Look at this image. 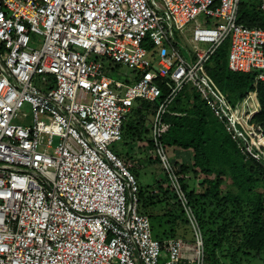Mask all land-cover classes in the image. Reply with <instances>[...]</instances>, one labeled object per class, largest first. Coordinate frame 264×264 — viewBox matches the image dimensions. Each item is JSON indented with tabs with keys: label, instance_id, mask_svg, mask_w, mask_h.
Wrapping results in <instances>:
<instances>
[{
	"label": "built area",
	"instance_id": "obj_1",
	"mask_svg": "<svg viewBox=\"0 0 264 264\" xmlns=\"http://www.w3.org/2000/svg\"><path fill=\"white\" fill-rule=\"evenodd\" d=\"M161 1L165 16L154 0H0V264H205L162 141L165 116L193 86L241 153L264 166L257 92L234 107L206 67L229 38V70L264 84V29L238 23L241 0ZM200 14L193 40L207 47L184 55L174 29ZM102 57L135 77L108 75ZM138 100L156 104L153 146L193 239L154 235L132 164L111 148Z\"/></svg>",
	"mask_w": 264,
	"mask_h": 264
},
{
	"label": "trees",
	"instance_id": "obj_2",
	"mask_svg": "<svg viewBox=\"0 0 264 264\" xmlns=\"http://www.w3.org/2000/svg\"><path fill=\"white\" fill-rule=\"evenodd\" d=\"M238 23L264 29V11L261 10L260 4L252 7L241 1ZM219 48L206 65L208 72L233 104L242 100L249 91L256 89L261 104L256 121L264 122V84H255V72L230 71L228 57L225 62V54L223 55ZM142 102L143 100H138L130 113L141 111ZM155 109L154 103V112ZM154 112L147 114L153 116ZM128 115L122 135L126 131H132ZM165 120L170 124V128L163 136V142L169 146L189 149L193 154L192 164L182 165L181 171L185 176L192 174L199 179L200 191H188L183 178L181 183L205 234L207 260L214 255L210 254L208 249L210 244L219 239L220 242L222 239L236 242L238 251H246L248 254L255 252L256 257L264 256V192L258 189H264V166L256 158L241 153L222 124L194 92L187 93L184 88L169 106ZM143 123L144 118H141L137 124L138 128H141ZM132 132L131 137L134 140L142 139L141 130ZM149 142L151 144V140ZM117 155L123 159L126 157V154ZM134 174L137 177L135 172ZM222 185L225 188H222ZM159 191L161 194L151 192L148 196L140 186V210L151 218L152 226L155 220L160 219L155 210L156 205L164 196L173 197L169 189L161 187ZM206 201H209V206L216 208V211L208 214ZM177 203L184 213L181 203ZM168 213L174 215L171 209H168ZM173 223L178 227V223ZM209 224L218 225V228L212 230ZM175 230L173 227L172 232L159 234L165 238L175 237Z\"/></svg>",
	"mask_w": 264,
	"mask_h": 264
},
{
	"label": "rangeland",
	"instance_id": "obj_3",
	"mask_svg": "<svg viewBox=\"0 0 264 264\" xmlns=\"http://www.w3.org/2000/svg\"><path fill=\"white\" fill-rule=\"evenodd\" d=\"M248 6H256L260 3L261 0H241ZM154 4L156 5L157 9L162 12L165 16L164 11V4L161 0H154ZM197 21H191L187 26H185L182 30L174 29V37L176 38V44L179 47L182 54H188V51L195 52L199 49H205L207 47L206 44L198 43L193 40V29L197 22H200L204 25V22L207 20L204 14H200L196 18ZM167 23V21H165ZM146 47L154 54L158 52V47L154 45L149 39L146 41ZM230 48V39L228 38L223 42L220 46L219 51L225 54V62L226 58L228 57V52ZM104 65V69L106 70L108 75H113L119 78H133L135 77L137 71L134 68L128 67L126 65L112 63L110 59L102 57L100 58ZM191 86H185V92L189 93L191 91ZM143 106L141 111H133L128 115V122L131 125V130L133 131H126L122 135L121 139L111 145V148L114 152L119 154H126L129 152L130 147L133 143L139 141V145H137V153L143 154L146 157V161H139L138 159L135 160L131 157H124L125 160H131L133 163V171L137 174L138 182L142 189H145L146 194L149 196L151 192L159 193L161 187L165 189H169L170 193L173 197L166 198V196L162 197V201H160L156 205V212L157 215L160 216V219L154 221L153 228L155 232L161 233H170L172 232L173 227L176 228V232L174 235L176 237H183L187 239L194 238V230L193 224L190 222L188 215L184 212H181L180 208L178 207L179 199L178 195L174 191L172 187V181L169 180L168 174L164 170L159 158L157 157L155 148L152 142V136H150L151 125L153 122V116L148 115L149 112L152 113L153 105L152 102L143 101ZM25 110L28 112V107H25ZM154 114V113H153ZM144 118V123L141 125V128H138V122ZM141 130V137L138 141L134 140L131 137V132L135 133L136 131ZM151 140V144L150 141ZM163 141V139H162ZM145 143L141 145V143ZM165 146V150L167 156L170 161V165L177 170V173L183 178L188 186V191H193L198 193L200 191L199 186V179L196 178L194 175H184L181 171L182 165H185V149L178 148L176 146H169L163 142ZM186 154H188L186 152ZM135 160V161H134ZM139 174V175H138ZM225 188L224 185L221 186ZM259 190L264 192L262 187L258 188ZM187 196V194H186ZM164 198V199H163ZM188 199V196H187ZM189 201V200H188ZM180 203V202H179ZM189 205L192 208V205L189 202ZM208 214L212 211H216V208L209 206V201L205 202ZM168 209L173 210L174 215L168 213ZM193 213L194 209L192 208ZM165 215V216H163ZM195 218L197 216L194 214ZM187 220V221H186ZM166 221L169 223L167 224ZM173 221L178 223V227L174 226ZM160 222L164 224L161 225ZM197 224L201 230L203 235L204 244H205V234L203 232L202 226L197 219ZM168 225V226H167ZM218 225L209 224V228L212 230H216ZM210 254H214L210 257L209 261L207 260V246L205 245V264H264V256L256 257L255 252H251L250 254L246 253V251H238V244L236 242H231V240H224L220 242L219 240H214L213 243L210 244L209 248Z\"/></svg>",
	"mask_w": 264,
	"mask_h": 264
},
{
	"label": "crops",
	"instance_id": "obj_4",
	"mask_svg": "<svg viewBox=\"0 0 264 264\" xmlns=\"http://www.w3.org/2000/svg\"><path fill=\"white\" fill-rule=\"evenodd\" d=\"M260 3H261V1H260ZM259 3V4H260ZM229 69V68H228ZM208 71V70H207ZM209 73V72H208ZM243 73H248V72H243ZM210 74V73H209ZM211 75V74H210ZM130 79H132V77L130 78ZM214 79V78H213ZM214 81H215V79H214ZM215 83L217 84V86L219 87V89L223 92V94L226 96V98H227V100L229 101V103H231V105L232 106H234V107H237V106H240V103L243 101V99L244 98H246V96L248 95V93L249 92H251V91H256L257 92V90L255 89V90H251V91H249L248 93H247V95L242 99V100H240L239 102H237L236 104H233L232 102H231V100L228 98V96H227V94L222 90V88L219 86V84L215 81ZM191 91L192 92H194V93H196V94H198L197 93V90L193 87V86H191ZM200 97V96H199ZM201 99V98H200ZM202 100V99H201ZM257 100H258V102H259V104H260V101H259V99H258V96H257ZM203 101V100H202ZM204 102V101H203ZM205 103V102H204ZM205 105L207 106V108H208V105L205 103ZM261 105V104H260ZM208 110H209V108H208ZM155 111H156V109H155ZM210 111V110H209ZM154 114H155V112H154ZM154 114H153V117H154ZM218 121V120H217ZM219 122V121H218ZM220 123V122H219ZM221 124V123H220ZM223 126V125H222ZM150 136H151V131H150ZM153 142V141H152ZM140 143H139V141L138 142H135V143H133L132 145H131V147H130V151L129 152H127L126 153V157H131V158H133V159H135V160H139V161H146V157H144V155L143 154H138L137 153V145H139ZM143 144H145V143H141V145H143ZM152 145V144H151ZM186 152L188 153V154H186ZM185 155H187V157L185 158V164L186 165H191L192 164V161H193V154H192V151L191 150H185ZM134 160V161H135ZM127 162H130L131 164H132V170L134 169V165H133V163L134 162H132L131 160H126ZM139 175V174H138ZM164 223L163 222H161V225H163ZM168 226V225H167ZM154 232V235L157 237V238H162L163 236L161 235V234H159V232H155V231H153ZM176 237V236H175ZM163 238H165V237H163ZM187 239V238H186Z\"/></svg>",
	"mask_w": 264,
	"mask_h": 264
}]
</instances>
